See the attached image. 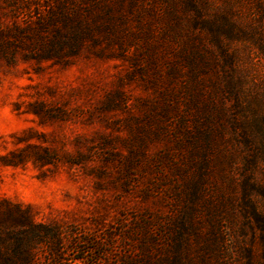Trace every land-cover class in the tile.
<instances>
[{"label": "rangeland", "instance_id": "374dc122", "mask_svg": "<svg viewBox=\"0 0 264 264\" xmlns=\"http://www.w3.org/2000/svg\"><path fill=\"white\" fill-rule=\"evenodd\" d=\"M68 1L0 0V201L17 205L34 223L58 230L60 260L50 262L46 255L40 263L93 264L101 257L99 264H119L125 252L143 246V234L150 235L145 238L148 247H162L163 229L152 217L168 216L169 186L184 181L172 170L182 155L175 144L174 119L156 113L163 107L157 90L164 84L151 82L152 69L165 65L159 50L174 43L161 37L148 8L161 7L160 0H107L109 20L101 4L85 8L84 0H75L73 7ZM224 2L214 0V5L219 9ZM232 6L239 26L228 28L229 36H215L226 39L228 50L237 54L242 92L260 91L264 0H237ZM64 7L74 11L71 20L59 16ZM93 15L100 27L92 30L96 44L84 38L74 52L67 46L52 52L53 47L40 43L77 31L84 22L92 25ZM208 17L212 14H203ZM193 29L219 56L211 30ZM44 48L51 52L44 54ZM204 73L215 76L211 65ZM180 82L176 79L174 86ZM241 98L244 104L243 94ZM154 100L159 106H153ZM226 103L231 107L233 98ZM257 103L255 117L245 110V118L255 123L246 126L255 144L237 142L242 152L236 169L253 157L255 145L264 144V116L259 114L264 99ZM236 130L240 137L241 126ZM164 152L171 160L158 167L153 157ZM256 159L252 170L264 184V153ZM257 197L263 220L264 203ZM220 225L227 228L234 250L243 245L260 259L256 220L236 211Z\"/></svg>", "mask_w": 264, "mask_h": 264}, {"label": "trees", "instance_id": "16d2710c", "mask_svg": "<svg viewBox=\"0 0 264 264\" xmlns=\"http://www.w3.org/2000/svg\"><path fill=\"white\" fill-rule=\"evenodd\" d=\"M84 1L85 8L101 4L105 19L109 20L111 10L107 0ZM160 1L161 7L154 9L150 5L148 8H151V16L160 26L161 37L173 42L174 46L167 44L159 50V53L164 51L162 61L165 65L162 69H152L155 75L151 82L164 84L161 90H157L163 107L156 108V113H162L160 115L165 119H174L172 130L175 144L182 155L180 161L172 165V170L184 181L179 183L181 180L177 179L178 183L169 186L171 205L168 216L152 217L155 224L163 229L162 247H148L145 241L150 235L143 234V246L125 252L118 263L264 264V219L259 217L257 197L260 196L264 203V184L253 172L256 157L264 153V144L262 147L255 145L253 157H246L243 167L236 169V159L242 152L237 142L241 140L255 144L246 133L249 122L252 125L255 123L245 118V110L255 117L256 105L253 103L258 104L264 99V83L260 84L263 87L260 91L255 89L244 94L241 90L243 79L238 74L237 54L233 49L228 50L226 39L220 40L215 36L218 32L229 36L228 28L238 25L232 16V3L237 0H224V5L219 9L215 7L214 0ZM68 2L73 7L77 6L75 0ZM59 7L62 8V4ZM69 11L64 7L59 12L62 21L70 19V13L74 11ZM190 11L193 16L189 15ZM207 13L212 17L203 18V14ZM93 18L92 25L84 22L77 31L71 29L62 37L57 35L55 41L40 43L53 47L52 52L62 46L74 52L86 41L84 38L96 44L92 30L100 27L94 15ZM109 24L110 21H107L104 27L107 33L112 30ZM195 26L211 30L219 56L213 48L204 44L202 35L194 31ZM51 51L46 48L42 50L44 54ZM159 55L155 54L154 58ZM209 65L215 71V76L204 73ZM176 79L181 81L177 87L174 86ZM229 97L233 98L231 107L226 103ZM153 103L154 107L160 104L156 100ZM164 109H167L166 113ZM259 112L264 116V110L260 109ZM235 113L244 117L237 119ZM239 126L242 132L240 137L236 130ZM155 129L157 131L153 133L157 135L159 127ZM153 160L161 167L164 160L171 159L164 152L156 154ZM246 169H250V173L247 174ZM172 179L174 182V177ZM236 211L256 220L262 247L260 259L243 245L237 250L231 247L230 234L226 235L224 230L227 228L222 229L220 224ZM61 244L57 229L34 223L17 205L0 201V264H42L40 257L46 255L48 261L57 262L60 260ZM43 247L47 249L45 254ZM101 254L105 253L102 251ZM100 258H96L93 264H99Z\"/></svg>", "mask_w": 264, "mask_h": 264}]
</instances>
